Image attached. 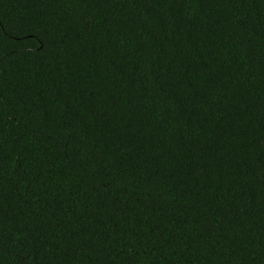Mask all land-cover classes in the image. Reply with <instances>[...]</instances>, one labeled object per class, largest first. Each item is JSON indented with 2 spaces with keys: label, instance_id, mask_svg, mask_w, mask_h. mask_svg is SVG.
<instances>
[{
  "label": "trees",
  "instance_id": "obj_1",
  "mask_svg": "<svg viewBox=\"0 0 264 264\" xmlns=\"http://www.w3.org/2000/svg\"><path fill=\"white\" fill-rule=\"evenodd\" d=\"M0 264H264V0H0Z\"/></svg>",
  "mask_w": 264,
  "mask_h": 264
}]
</instances>
